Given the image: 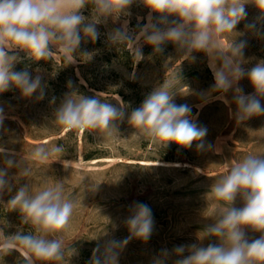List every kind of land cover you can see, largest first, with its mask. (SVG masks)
Listing matches in <instances>:
<instances>
[{"label": "clouds", "instance_id": "9594fccd", "mask_svg": "<svg viewBox=\"0 0 264 264\" xmlns=\"http://www.w3.org/2000/svg\"><path fill=\"white\" fill-rule=\"evenodd\" d=\"M134 4L148 10L147 22L130 33L125 20L121 29L108 33L110 46L129 51L134 63L143 59V44L160 53L162 45L171 42L184 59H195L194 52H203L214 75L213 91L233 93L232 103L236 106L233 116L237 123L264 115L261 103L264 60L246 69L244 65L248 61L243 54L246 41L237 40L244 33L235 31L246 17V5L254 6L264 15V0H0V93L15 90L21 99H32L35 94L36 100H42L46 87L44 70L26 66L13 71L19 61L15 53L23 51L29 59L38 62L62 52L66 63H72L82 40L96 41L100 35L98 26L130 16ZM86 8L87 16L83 14ZM247 27L251 30L255 25ZM225 33L237 34L226 48L218 43ZM92 55L82 53L88 59ZM244 78L249 80L253 93L244 94L238 86ZM177 82V75L163 81L127 116L128 124L136 130L133 136L147 139L160 149L170 143L192 148L195 142L198 151H208L212 145L205 143L207 128L193 122L188 104L175 102L177 96L194 93L189 90V94L180 95L175 87ZM195 95L205 101L209 98L206 92ZM7 107L0 104V126L7 118ZM125 116L123 106L118 109L73 90L55 107L50 124L65 132L85 130L104 138L118 136V124ZM63 152V145H39L17 161L14 151L0 147L4 165L0 167V194L12 190L9 169L18 168L19 176L27 177L31 175L30 165L49 161L51 164L59 160L52 158ZM97 185L93 183L91 190ZM209 192L220 203L211 215L203 217L206 222L197 233L198 242L176 246L171 252L165 249L153 264H165L171 255L179 257L174 264H264V153L244 156L211 185ZM238 197L242 207L235 206ZM76 203L65 194L63 181L20 186L7 205L11 211H19L22 224L28 225L29 230L5 236L0 229L3 237L0 259L23 248V264H67L74 249L65 246L63 233ZM125 225L129 235L123 240H109L100 255L96 254L100 249L95 250L90 264H119L121 253L131 240L146 242L154 229L151 209L143 203L135 204ZM246 230L261 235L250 240ZM210 237L217 238L219 243L202 246Z\"/></svg>", "mask_w": 264, "mask_h": 264}, {"label": "rangeland", "instance_id": "374dc122", "mask_svg": "<svg viewBox=\"0 0 264 264\" xmlns=\"http://www.w3.org/2000/svg\"><path fill=\"white\" fill-rule=\"evenodd\" d=\"M245 11L246 17L235 31L244 33L237 40L246 41L243 54L248 63L244 67L250 69L264 60V15L252 5H246ZM130 12L128 17L98 26L100 35L96 41L82 40L72 63H66L62 52L54 53L50 60L36 62L25 52L17 51L19 61L13 71L26 66L44 70L46 87L42 100H36L35 94L32 99H21L15 90L0 93V104L8 106L7 118L0 126V147L14 151L17 161L35 146L59 144L64 148L62 154L52 158L58 161L30 165V176L20 177V169H9L12 190L0 194V229L5 236L29 230L28 225L22 224L19 211H11L7 205L20 186L63 181L65 194L77 201L63 233L65 246L74 249L67 264H90L95 250L99 248L96 254L100 255L109 240L126 238L129 233L125 220L137 203L151 209L153 233L146 242L131 240L122 251L119 264H153L165 249L171 252L176 246L197 243V233L206 222L203 217L211 215L220 203L209 192L211 185L244 156L264 153V115L237 123L233 93L213 91L214 75L203 52H194L195 59H184L171 42L162 45L160 53L143 44V59L134 63L129 51L108 44V33L121 29L125 20L130 33L147 22L148 10L143 6L134 4ZM83 14L89 15V10L84 9ZM248 25L255 28L250 30ZM236 35L225 33L218 43L226 48ZM84 52L93 55L90 59L82 57ZM174 75L179 80L175 87L180 95L189 94V90L194 93L177 96L175 102L188 104L193 122L207 128L205 143L212 145L208 151H198L195 142L192 148L170 143L160 149L147 139L133 136L136 130L128 124L127 116ZM238 86L244 94L254 91L247 78L240 80ZM73 90L118 109L124 107L126 116L118 124V136L99 138L85 130L65 132L50 124L55 107ZM203 92L209 94L206 101L195 95ZM3 166L0 156V167ZM93 183L98 184L95 190H91ZM235 206H243L239 197ZM260 235L246 230L250 240ZM210 243L218 244L219 240L207 238L202 246ZM23 255V248L19 252L13 250L0 259V264H23ZM176 259L179 257L171 255L165 264H174Z\"/></svg>", "mask_w": 264, "mask_h": 264}, {"label": "crops", "instance_id": "0c3cea01", "mask_svg": "<svg viewBox=\"0 0 264 264\" xmlns=\"http://www.w3.org/2000/svg\"><path fill=\"white\" fill-rule=\"evenodd\" d=\"M211 70V69H210ZM212 71V70H211Z\"/></svg>", "mask_w": 264, "mask_h": 264}]
</instances>
